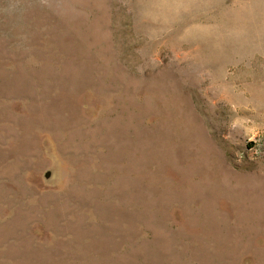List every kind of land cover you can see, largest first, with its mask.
I'll return each mask as SVG.
<instances>
[{
  "label": "rangeland",
  "instance_id": "1",
  "mask_svg": "<svg viewBox=\"0 0 264 264\" xmlns=\"http://www.w3.org/2000/svg\"><path fill=\"white\" fill-rule=\"evenodd\" d=\"M0 264H264V0H0Z\"/></svg>",
  "mask_w": 264,
  "mask_h": 264
}]
</instances>
